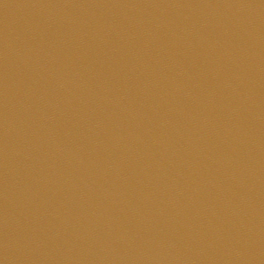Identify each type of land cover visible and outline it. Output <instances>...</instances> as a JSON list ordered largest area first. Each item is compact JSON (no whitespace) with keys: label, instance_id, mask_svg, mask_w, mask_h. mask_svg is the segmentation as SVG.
Segmentation results:
<instances>
[{"label":"water","instance_id":"95a60500","mask_svg":"<svg viewBox=\"0 0 264 264\" xmlns=\"http://www.w3.org/2000/svg\"><path fill=\"white\" fill-rule=\"evenodd\" d=\"M0 264H264V0H0Z\"/></svg>","mask_w":264,"mask_h":264}]
</instances>
